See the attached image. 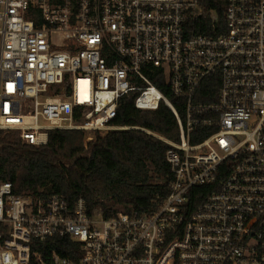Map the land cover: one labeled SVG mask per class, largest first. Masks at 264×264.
<instances>
[{
    "label": "built area",
    "instance_id": "obj_1",
    "mask_svg": "<svg viewBox=\"0 0 264 264\" xmlns=\"http://www.w3.org/2000/svg\"><path fill=\"white\" fill-rule=\"evenodd\" d=\"M206 2L0 0V136L42 146L53 129H125L132 92L179 128L150 132L173 177L148 211L106 216L0 180V264H264V0H223L224 25L200 34L194 20H219ZM210 76L214 100H196ZM53 237L74 242L69 256L34 248Z\"/></svg>",
    "mask_w": 264,
    "mask_h": 264
},
{
    "label": "trees",
    "instance_id": "obj_2",
    "mask_svg": "<svg viewBox=\"0 0 264 264\" xmlns=\"http://www.w3.org/2000/svg\"><path fill=\"white\" fill-rule=\"evenodd\" d=\"M204 6L217 10L219 20L196 19L192 27L197 33L213 34L224 25V2L207 0ZM153 80L183 114L182 105L170 94L164 79ZM214 86L215 77H208L204 94H197L196 100H214ZM136 95L132 92L122 98L115 120L128 128L97 132L87 143L84 131L78 129H53L47 144L42 146L25 143L18 132H3L0 180L11 181L16 193L60 192L70 201L83 197L89 209L101 208L106 216L132 208L152 209L169 193L173 176L166 159L169 145L150 132L178 140L179 128L166 103L161 102L156 109H140L135 106ZM73 244L69 238L53 237L34 248L45 253L56 249L69 256L67 249Z\"/></svg>",
    "mask_w": 264,
    "mask_h": 264
},
{
    "label": "rangeland",
    "instance_id": "obj_3",
    "mask_svg": "<svg viewBox=\"0 0 264 264\" xmlns=\"http://www.w3.org/2000/svg\"><path fill=\"white\" fill-rule=\"evenodd\" d=\"M104 133H106L105 131L103 132V133H101V134H104ZM89 135H91V136H93V137H95V133H85V138H84V142L85 143H87V142H89L90 140L87 138Z\"/></svg>",
    "mask_w": 264,
    "mask_h": 264
}]
</instances>
